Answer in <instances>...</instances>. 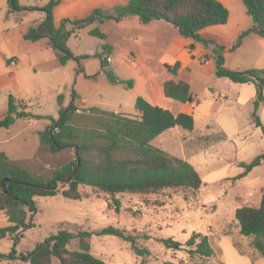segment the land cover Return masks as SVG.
I'll return each mask as SVG.
<instances>
[{"label": "rangeland", "instance_id": "374dc122", "mask_svg": "<svg viewBox=\"0 0 264 264\" xmlns=\"http://www.w3.org/2000/svg\"><path fill=\"white\" fill-rule=\"evenodd\" d=\"M43 2L39 0L35 6H28L20 1L22 5L33 9L10 13L8 0H0V119L8 109L10 94L24 102L28 111L43 116L35 119L33 125L25 119H18L8 128L0 127V151H5L34 173L51 176L56 168L75 156L73 148L50 151L48 146L42 145L36 133V130L47 128L52 118L59 117L60 94H64V105L67 106L77 91L78 112L82 120L95 117L88 110L91 106L139 117L135 114V102L139 96L177 114L184 110V103L166 96L164 82L169 79L190 83L197 102L192 103L188 110L195 109L197 130L189 131L175 126L157 136L153 144L185 158V150H192L197 145L206 148L224 139L226 135L221 129L224 128L239 150L233 153L227 146L219 152L218 145L200 150L197 155L207 164L205 170L208 173L203 175L205 184L198 190L173 187L157 193H118L116 197L121 201L119 209L109 194L90 185L80 186L83 192L80 200L67 198L61 193L38 196L35 198L37 212L30 219L34 226L20 238L18 255L32 250L38 242L57 232L60 223L71 222L94 232L91 239L92 253L108 264H264V256L253 246V236H245L240 232L235 216L237 203L229 194L232 182H217L219 176H236L240 170L232 162L222 163L217 168V163L223 159L220 153L226 158L237 155L250 162L262 152L264 106L261 107L263 126L257 127L252 116L253 103H237L238 84L210 71L206 63L209 56L200 59L195 57V54L200 53L199 49L194 54L190 47L174 45H171L170 52L163 53L168 49V39L159 38L150 32L143 33L141 27L144 26L139 20H135L133 26L110 28L111 37L115 38L119 46L111 66L122 79L134 80L132 88L112 83L102 71L101 59L97 55L80 61L71 59L62 65L53 49L44 44L45 38L37 41L24 38L29 25L44 19V16L40 19ZM232 14V23L223 26L225 39L234 38L238 22L243 21L241 10L232 9ZM165 25L170 27L167 33L172 41L177 29L171 24ZM84 33L82 41L76 44L72 40V44L78 50L93 52L100 40ZM209 33L210 30L205 31V34ZM136 37L152 42H148V46L141 50L137 47ZM215 41L224 43L222 39ZM210 49L215 62L216 54L213 48ZM132 50L134 52L130 53ZM223 55L226 66L231 68H264V37L251 34L236 53L226 52ZM11 58L19 60L17 66L8 64L7 60ZM177 61L184 62V66L178 74H173L165 67V63L172 65ZM25 105L21 108H26ZM234 142L227 143L232 145ZM247 181L259 191L260 184H264V173L258 172V175H252ZM9 224L6 212L0 211V227ZM109 226L141 235L138 245L149 248L150 254L139 256L130 242L116 235L98 233ZM194 233L209 235L214 248L212 256L191 252V247L186 243ZM144 234L149 237H143ZM168 237L181 241L182 248L165 246L161 239ZM13 245L12 236L0 239V252L9 253ZM68 247L70 250H79V240L74 239ZM0 264L30 263L16 259L0 260ZM53 264L61 262L54 258Z\"/></svg>", "mask_w": 264, "mask_h": 264}, {"label": "trees", "instance_id": "16d2710c", "mask_svg": "<svg viewBox=\"0 0 264 264\" xmlns=\"http://www.w3.org/2000/svg\"><path fill=\"white\" fill-rule=\"evenodd\" d=\"M62 0H50L41 9L45 12L44 19L32 24L24 33L26 40L37 41L48 38L58 62L62 65L69 60H82L90 55H76L70 48L69 39L80 29L90 26L96 21L119 22L125 17L138 16L141 23L165 21L173 25L180 35L201 43L204 48H213L215 52V73L235 83H253L256 97L252 116L257 127L263 126L260 108L264 104V68L247 69L226 66L225 59L219 55L234 53L244 44L251 34L264 37V0H243L246 13L252 19V25L237 36L231 44L216 42L202 35L204 28L214 25H225L230 19V9L221 0H129L127 4L114 5L111 8L97 7L89 15L82 18H63L59 27L54 23V7ZM10 13L33 9L20 3V0H8ZM90 34L106 39L107 34L99 28L90 30ZM113 46L102 45V52L97 56L101 59L102 71L112 83H121L132 88L134 80L122 79L112 68L109 57ZM195 48V43L190 49ZM14 59H8L11 63ZM181 62L165 63V67L173 74H178ZM167 97L192 104L196 95L186 80L169 79L164 82ZM78 93L75 91L71 102L64 105V94L58 96L60 112L58 118L44 130L38 131L42 145L50 151L59 152L68 148L75 150L74 158L56 168L51 176L37 174L12 159L5 151H0V211H5L9 225L0 227V239L12 236L14 245L9 253L0 252V260L22 259L30 264H53L58 258L61 264H108L105 260L92 253V231L83 229L77 223L59 224L57 232L50 234L28 252H20L17 244L24 232L34 226L30 221L37 212L36 197L55 196L61 193L70 199H82L81 185H90L109 194L117 208L121 201L118 193H157L164 188L184 187L198 190L203 184L200 172L188 160L173 155L153 144V140L170 128L179 126L193 131L196 119L193 114L179 112L175 114L149 102L143 96L136 99L135 107L141 113L139 117L91 106L88 110L95 117L82 115L77 104ZM15 95L10 94L8 109L0 119V127H10L17 119L43 116L34 114ZM235 161V160H234ZM264 163V149L252 161L239 163L243 172L233 178L232 183L245 177L256 166ZM119 209V208H118ZM235 216L240 225V232L245 236H253V246L264 256V188L257 205L245 203L236 209ZM99 234L116 235L130 242L132 249L139 256L150 254L147 247L138 245L141 235L130 233L124 228L109 226L101 229ZM143 237L149 236L144 234ZM79 240V250H70L69 244ZM169 248L181 249L183 243L172 237L162 238ZM192 253L210 257L214 248L209 235L194 233L186 243Z\"/></svg>", "mask_w": 264, "mask_h": 264}, {"label": "crops", "instance_id": "0c3cea01", "mask_svg": "<svg viewBox=\"0 0 264 264\" xmlns=\"http://www.w3.org/2000/svg\"><path fill=\"white\" fill-rule=\"evenodd\" d=\"M20 1L24 5L35 6L36 3H38L39 0H20ZM49 1L50 0H44L43 4L41 3L42 4L41 6L46 5ZM221 1L230 9V19H229V22L227 24H225V25L229 26L232 23V21H233L232 9H239V10H241L243 12V21L242 22L241 21L238 22L237 28L235 29V32L233 34V36L235 35L234 38L233 37H231V38L228 37L227 39L224 38L225 37V34H224L225 32L223 31V28H224L223 26H225V25L210 26V27L204 28L201 31V33H202L203 36H205L207 38H211L213 40L222 39L225 44H231V43H233L232 41L234 39H236L237 36L242 32V30H244V29H246V28H248V27H250L252 25V19L246 13V7H245V5L243 3V0H221ZM128 2H129V0H62V2L60 4H58V5H56L54 7V23H55L56 27H59L61 25V22H62L63 18H66V17H69V18H82V17H86L87 15H89L97 7L111 8L114 5L127 4ZM40 12H43L41 14V16H40V19H42L43 16L45 17V12L43 10L40 11ZM135 20H139L138 16L131 15V16L125 17L124 19H122L119 22L108 21V22H104L103 23V22L96 21L93 24H91L90 26H87V27H85L83 29L78 30L69 39L68 44H69L70 48L74 51V53L76 55L88 54V55H90V57L92 55L96 56L99 53H101L102 52V45L104 43L111 44L114 48H113V52H112L111 56L109 57V61L112 63L114 58L117 56V51H118V47L119 46H118V43L115 41V38L113 39L111 37V30L112 29L110 30V28L116 26L117 28L121 29L124 26L125 27L133 26ZM139 22H140V20H139ZM140 24L142 26H144V27H141V29H144L142 31L143 33L150 32L152 34L157 35V37H159V38H165L166 37V40L168 39L166 41V43L168 45V49L165 50L163 53L170 52L171 51L170 47H172L171 45L182 46V47H188L189 48L192 43H195V48L193 50H191L190 48L189 49L194 54L196 53L197 49H199L200 53L198 55L195 54V57H198L200 59H205V55L209 56L206 63L210 66L209 67L210 71H212V72L215 71L216 64L214 62L213 56L211 55L212 51H211L210 48L206 49V48H204V46L201 43L195 42L191 38L183 37L182 35H180L178 30L176 31V35L172 38V41H171V38L168 36L170 27L165 25V24H167V22H165V21H158L157 20V21H152L150 23H146V24L140 22ZM31 25H29V27ZM94 28H99L102 32L106 33L107 34V38L106 39H101V38H98L96 36L91 35L90 34V30H92ZM206 30H210V33L209 34H205ZM84 32H87L86 34L91 35V36H93L95 38H98L100 40L98 46L95 48V50H93V52H90V50H87L85 52L83 50H78L76 48V46H74V44H72V40L74 42H76V44H77V42L82 41L83 36L85 34ZM122 37L125 38L124 35H122ZM45 39L46 40L44 41V44L46 46L51 47L50 44H49L48 38H45ZM136 41L138 43L137 44L138 49H141V50L145 49L148 46V42H152V40L149 41L148 39H146V38L144 39V38H141V37H136ZM245 44H246V39L244 41L243 46ZM237 51H235L234 53H236ZM133 52H134V50L130 51V53H133ZM234 53H230V54H234ZM18 62H19V60H13L11 63H8V64H11L13 66H17ZM181 64H182V66H181L179 71H181V69L183 68L184 62L181 63ZM176 81H178V80H176ZM237 84H238V86L240 88L239 91H238V101H237V103L240 104V105H243L245 102H252L253 103V108H254V100H255V97H256V87H255V85L253 83H237ZM196 102H197V99H196ZM190 105L191 104H189V103H184L183 104V109L184 110L181 111V112L190 113V114H193L194 117H196L194 108H193V110H188V107ZM262 106H264V104ZM259 113H260V116H261V108H260ZM135 114L136 115H141V113L138 110H137V113H135ZM25 121L29 122L30 124L33 125L36 120L32 119V118H26ZM221 129H222V131H224V134L226 135V137L224 139L220 140V141H217L216 144H214L213 146H208L207 145L208 147H206V148H213L216 145H218L219 146L218 147V151L222 152V150L225 147L230 146V148H228V149H231L233 153L234 152L236 153L239 150L238 145L235 144L234 140H232L230 138V134L227 132L228 130L226 131L224 128H221ZM195 130H197L196 127H195L194 131ZM38 131H40V130H36L37 134H38ZM227 142H234V144L230 145ZM206 148H202L201 145H197L192 150H189V151L185 150V154H184L185 155L184 159H186L189 162H191L196 167V169L200 172V174L202 176V179H203V182H204L203 184H205V180H204V176L203 175L208 173V171L205 170L207 164H205V162H202L199 159L197 153L200 150H203V149H206ZM186 151L188 152V154L186 153ZM220 154L223 155V159H222V161H219L217 163V165H218L217 168H219V165H221L222 163L223 164L224 163L230 164V162H232L233 164L238 165V168L240 169V170H238V173L236 175H238L241 172H243L244 168L241 167L239 165V163L244 161V160L240 159L239 156L232 155L231 158H226V157H224V154H222V153H220ZM245 162H248V161H245ZM263 166H264V163L259 165V166H256L251 172H249L248 175H246L245 177L239 179L234 185H232V183H231L232 182L231 178H234L235 176H224V177L219 176L218 177L217 182H218V180H220V181L228 180L226 183H228V182L231 183V186H229L230 189H231L229 194H230L231 198H234V200L237 203L236 204V209L239 206H241L242 204H245V203H250L252 205H257L260 202L261 197H262V191H263V188H264V184L263 183L260 184L261 185L260 186V190L256 191L255 189H253L251 187L250 181H247V180L254 174L258 175V172L264 173V167ZM82 194H83V192H82Z\"/></svg>", "mask_w": 264, "mask_h": 264}, {"label": "water", "instance_id": "95a60500", "mask_svg": "<svg viewBox=\"0 0 264 264\" xmlns=\"http://www.w3.org/2000/svg\"><path fill=\"white\" fill-rule=\"evenodd\" d=\"M218 58L224 60V57L222 55H219Z\"/></svg>", "mask_w": 264, "mask_h": 264}]
</instances>
